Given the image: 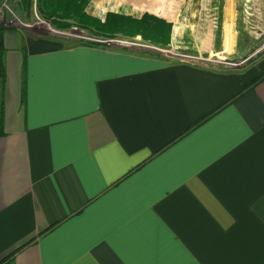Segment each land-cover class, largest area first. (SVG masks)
<instances>
[{
	"label": "crops",
	"instance_id": "obj_1",
	"mask_svg": "<svg viewBox=\"0 0 264 264\" xmlns=\"http://www.w3.org/2000/svg\"><path fill=\"white\" fill-rule=\"evenodd\" d=\"M31 1L13 0L27 23L0 15V259L24 245L3 264H264V81L233 100L264 54L231 70L160 51L235 55L232 0L186 23L115 0L99 46L29 35ZM92 1L101 23L112 5Z\"/></svg>",
	"mask_w": 264,
	"mask_h": 264
},
{
	"label": "rangeland",
	"instance_id": "obj_2",
	"mask_svg": "<svg viewBox=\"0 0 264 264\" xmlns=\"http://www.w3.org/2000/svg\"><path fill=\"white\" fill-rule=\"evenodd\" d=\"M106 8L108 7L107 3L110 4V0H103ZM102 0H93L92 2L99 4L103 2ZM41 2V1H40ZM39 2V3H40ZM80 2V3H79ZM78 3H69L68 0H61L57 3L52 2L48 4V8L46 12L48 14H59L61 15V20H65L68 22L69 26L74 25L75 23H87L92 25L98 33H102L104 35H110V29H104V26H100L97 22H92L90 24V20L86 15H82L83 4L85 0H80ZM224 0H215L213 5L216 8V16L214 17L218 22L219 14L218 10L222 7ZM138 6L141 8L152 10L157 14H175L179 17L176 19H180L184 23L192 21V12L197 10V0H137ZM33 4V1H32ZM16 2L13 0H7L6 6L11 11V14H6L7 19L13 20V23L16 20H19L21 23H27V20H23L20 18L18 12L14 11L16 8ZM85 6V4H84ZM71 7L70 15L68 14V9ZM208 5H205L204 8H208ZM232 9H233V21H234V32L237 34L236 36V47L238 51L232 57L225 59H217L211 62V60H206V58H199L196 55L191 54L188 51L177 52L172 51L168 54V50H160L163 51L162 55L172 56L176 59L193 61L196 63L203 64H211L214 67L218 66L220 69H242L247 66L251 61L258 59L262 54H264V0H232ZM180 13L181 15H179ZM36 14V12L34 13ZM33 11L31 12V20L29 24H33L36 29V32H33L34 29H30L28 32L29 35L32 36H50V32H58L59 37L65 34V41L61 42L63 46L69 45V41H76L77 39L89 40L93 41L97 39L96 37H92L86 33H77L76 31H57L51 26H47L45 23L38 24ZM185 14V15H184ZM200 14L204 15V11L200 12ZM195 17V16H194ZM65 18V19H63ZM204 19V18H201ZM209 19V17H207ZM109 23V19L107 21ZM37 23V24H35ZM108 26V25H106ZM46 30V31H45ZM87 32V30H85ZM46 32V33H45ZM59 32L63 33V35H59ZM42 33L43 35H41ZM101 39V38H100ZM115 41V39H113ZM102 41V40H100ZM109 45L114 46L113 41H109ZM196 58V59H194Z\"/></svg>",
	"mask_w": 264,
	"mask_h": 264
},
{
	"label": "trees",
	"instance_id": "obj_3",
	"mask_svg": "<svg viewBox=\"0 0 264 264\" xmlns=\"http://www.w3.org/2000/svg\"><path fill=\"white\" fill-rule=\"evenodd\" d=\"M19 1V4H22L27 10H29L31 7H32V1L31 0H18ZM45 3H46V6H45V9L44 8H41L40 6V0H35L34 2V8H35V12L37 15H40V17L45 20V21H49V22H52V25H54L57 29L59 30H66L68 29L70 26L69 24L64 20H61V15L59 16H53L55 14H48L46 12L47 8H48V1L47 0H44ZM89 1V0H88ZM80 3V2H79ZM86 3V0L84 2V4ZM84 4H83V7H84ZM82 15H84L82 13ZM106 17L104 18V20L99 23L97 20H95V22H97L100 26H104V29H106L107 27V30L110 29L111 33L110 35H104L102 33H98L96 31H93L95 30L94 27H92V25H89L87 23H76L75 26L78 27L79 29L81 30H87V33L90 34V35H94V36H97L103 40H110L113 38L114 36V33H117L116 30L118 29L117 28H114V24H116L115 22H107L106 21V18L107 17H111L113 16L112 13H107L105 15ZM90 20V24L92 22H94V19L87 16ZM65 19V18H63ZM143 20V19H142ZM113 25H112V24ZM93 24V23H92ZM108 25V26H106ZM109 28V29H108ZM113 29H116V30H113ZM86 45V46H99L100 45V42L97 43V42H93V41H89V40H76L74 41V45ZM2 53H3V47H2V42H1V39H0V80H3V77H4V74H3V66H2ZM264 81V73H261L259 74L255 79H253L247 86H244L243 88H241V90L237 93V95L233 98L236 99L237 97H239L240 95H242L243 93H245L246 91H249V90H252L253 87ZM207 117L205 118H202L201 120H199L198 122L194 123L190 128H188L186 130V132H188L189 130H191L192 128H194L196 125H198L199 123H201L202 121H204ZM2 120H1V116H0V136L2 135ZM23 246H20L18 248H16L15 250H13L11 253H9L8 255L4 256L3 258L0 259V264H3L5 261H7L15 252L19 251Z\"/></svg>",
	"mask_w": 264,
	"mask_h": 264
},
{
	"label": "water",
	"instance_id": "obj_4",
	"mask_svg": "<svg viewBox=\"0 0 264 264\" xmlns=\"http://www.w3.org/2000/svg\"><path fill=\"white\" fill-rule=\"evenodd\" d=\"M110 4L112 5L111 10H110L111 13H112L113 10H115V9H116V10H120V11H122V10H124V8H125V6H124L123 3L118 2V1H115V0H110Z\"/></svg>",
	"mask_w": 264,
	"mask_h": 264
},
{
	"label": "built area",
	"instance_id": "obj_5",
	"mask_svg": "<svg viewBox=\"0 0 264 264\" xmlns=\"http://www.w3.org/2000/svg\"><path fill=\"white\" fill-rule=\"evenodd\" d=\"M6 3H7V0H2L1 2H0V15L2 14V12L3 11H6V12H8L10 15H12L11 14V11L7 8V6H6ZM194 59H196V58H194Z\"/></svg>",
	"mask_w": 264,
	"mask_h": 264
}]
</instances>
